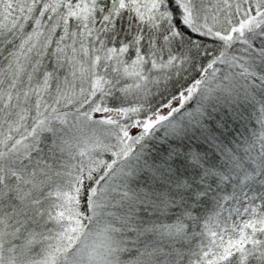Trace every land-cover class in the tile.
I'll use <instances>...</instances> for the list:
<instances>
[{
    "label": "snow or ice",
    "instance_id": "snow-or-ice-1",
    "mask_svg": "<svg viewBox=\"0 0 264 264\" xmlns=\"http://www.w3.org/2000/svg\"><path fill=\"white\" fill-rule=\"evenodd\" d=\"M0 264H264V0H0Z\"/></svg>",
    "mask_w": 264,
    "mask_h": 264
}]
</instances>
